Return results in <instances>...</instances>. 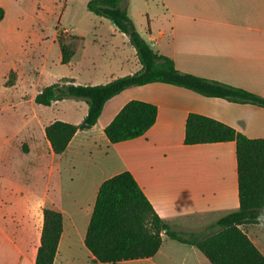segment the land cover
I'll return each instance as SVG.
<instances>
[{"label":"crops","instance_id":"obj_1","mask_svg":"<svg viewBox=\"0 0 264 264\" xmlns=\"http://www.w3.org/2000/svg\"><path fill=\"white\" fill-rule=\"evenodd\" d=\"M6 4L7 0H0L4 10ZM128 14L141 35L155 44V51L171 58L180 71L264 98V0H130ZM98 21L95 28L109 27L107 39L100 31L93 34L92 43L102 44L98 55L88 52L87 39L74 30L75 55L64 65L60 51L57 65L63 69L51 84L103 85L142 68L128 36L109 20ZM20 85L10 88L18 90ZM44 87L27 102L21 95L22 103L34 109L23 143L17 145L24 165L20 173L26 175L14 179L8 163L0 166V264H36L45 208L63 215L54 264H105L94 259L85 237L101 185L125 171L132 173L159 216L186 237L209 231L239 209L236 143L186 145V122L189 114L196 113L250 139H264V107L164 83L131 87L109 100L97 124L78 131L66 151L57 155L46 127L58 120L80 124L88 105L73 99L80 109L75 120L64 114L43 119L35 97ZM132 100L156 105V123L144 136L113 144L105 129ZM67 101L41 106L59 111ZM33 176L41 179V189L28 181ZM241 229L264 254V225L247 224ZM117 264L211 262L197 247L164 235L154 257Z\"/></svg>","mask_w":264,"mask_h":264},{"label":"trees","instance_id":"obj_2","mask_svg":"<svg viewBox=\"0 0 264 264\" xmlns=\"http://www.w3.org/2000/svg\"><path fill=\"white\" fill-rule=\"evenodd\" d=\"M130 0H90L87 9L115 23L136 49L142 68L103 85L54 83L44 87L35 102L51 106L64 99L83 100L88 105L84 120L76 125L55 121L45 129L57 155L63 154L74 135L99 121L106 103L128 88L151 83L184 87L200 95L223 98L236 103L264 107V98L229 84L185 73L175 62L159 54L141 35L128 14ZM5 10L0 6V23ZM62 63L69 64L76 52L75 43L59 41ZM156 105L132 100L106 127L113 144L144 136L156 123ZM236 143L240 207L209 227V231L184 236L163 220L132 173L125 171L101 185L85 237V245L96 261L117 264L121 261L154 257L161 249L163 236L197 247L211 264H264V254L241 229L247 224L264 225V139H250L235 128L196 113L186 122V145ZM63 233V215L53 208L44 209V227L36 264H54Z\"/></svg>","mask_w":264,"mask_h":264},{"label":"rangeland","instance_id":"obj_3","mask_svg":"<svg viewBox=\"0 0 264 264\" xmlns=\"http://www.w3.org/2000/svg\"><path fill=\"white\" fill-rule=\"evenodd\" d=\"M85 3L86 0H7L6 16L0 24V166L8 163L14 170V179L26 175L20 173L24 165L17 145L26 135V124L34 112L32 104L22 103L21 95L27 102L34 91L58 79L63 69L57 65L59 41L75 43L74 30L87 39L88 52L93 56L98 55L102 45L92 43L93 34L100 31L102 39L109 38V27L95 28L100 17L91 13ZM16 84H21L20 89L10 88ZM67 102L59 111L38 105L42 118L64 114L77 119L80 109L73 99ZM39 128L42 130V126ZM28 181L41 189L39 176Z\"/></svg>","mask_w":264,"mask_h":264},{"label":"water","instance_id":"obj_4","mask_svg":"<svg viewBox=\"0 0 264 264\" xmlns=\"http://www.w3.org/2000/svg\"><path fill=\"white\" fill-rule=\"evenodd\" d=\"M112 24H114V25H115V23H114V22H112ZM150 44H151V46H152V47H154V45H155L154 43H150Z\"/></svg>","mask_w":264,"mask_h":264}]
</instances>
